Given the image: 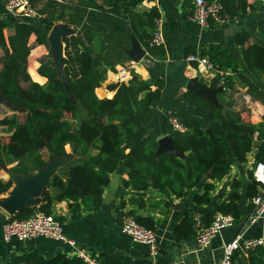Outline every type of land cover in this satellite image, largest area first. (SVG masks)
Returning a JSON list of instances; mask_svg holds the SVG:
<instances>
[{"label":"trees","instance_id":"1","mask_svg":"<svg viewBox=\"0 0 264 264\" xmlns=\"http://www.w3.org/2000/svg\"><path fill=\"white\" fill-rule=\"evenodd\" d=\"M142 1L113 0L109 12L113 18L119 19L122 14L127 20L128 16L135 14L136 5ZM220 2L223 13L229 18L247 7L246 0ZM142 17L143 20L136 22L127 20L132 34L149 58L161 61L165 56L163 47L149 43L154 19L158 17L157 9L150 8L142 13ZM37 20L46 23L44 19ZM34 23L18 21L14 33L7 37L0 28V92L15 106L23 104L28 109L22 120L14 115L0 118V126L10 131L9 137L4 139L0 136V170L12 165L9 170L16 175L34 173L46 165L44 152L47 158L63 157L67 154L66 146H70L75 157L52 175L42 204L24 208L11 214V218L26 219L38 212L49 215L53 201H67L71 219L79 218L82 210H97L102 205V195L110 183L111 174L120 164L127 173V178L122 179L124 188L136 191L155 189L167 197L180 198L187 190L203 182V191L195 194L194 201L207 205L211 203L214 183L229 172L234 161H246L247 154L256 149L255 163L264 162V145H258L264 140V124L258 125L244 118L242 114L248 111L244 103L241 108H234L232 83L225 77V72L230 69L246 85L245 94L264 105V86L257 79L264 77L263 46L251 43L243 55V66L226 56L227 50L221 46L210 45L208 51L202 52L220 72L208 83L211 89H221L218 104L189 90L176 96V102L186 105L187 114L176 110H171V113L184 130L174 129L166 116L161 132L171 137L176 150H189L190 153L184 158L167 152L156 156L157 138L145 124L161 101L164 81H146L132 71L127 82L116 81L107 85V89L113 91L112 97L99 98L95 90L106 80L107 71H115L116 63L123 65L129 58L123 51L116 54V50L93 55L81 39L72 35L63 38L65 86L57 77L47 35ZM257 26L264 33V18L258 21ZM45 27L49 31L52 22H47ZM32 34L36 35L38 44L48 48L37 69L38 74L47 79L44 85L31 81L27 73V58L33 47L29 44ZM191 53H195V49L190 47L187 54ZM227 88L230 92L226 91ZM64 111L70 116H64ZM249 174L252 182L246 194L252 208V198L258 194L259 184L253 180L252 172ZM230 186L231 190L224 199L215 202L211 210L199 213L204 226L211 223L216 212L229 213L234 219L239 217L238 180L231 181ZM12 187L10 178H0V195ZM138 205L144 206L141 198ZM194 216L193 212L187 213L182 225L188 223L196 236ZM137 222L155 229L150 217H139ZM178 230L176 227L174 232L180 236ZM99 263L110 264L107 259ZM231 263L244 264L237 250L231 257ZM46 264L71 262L67 256L58 254ZM247 264H264V248L249 250Z\"/></svg>","mask_w":264,"mask_h":264},{"label":"crops","instance_id":"2","mask_svg":"<svg viewBox=\"0 0 264 264\" xmlns=\"http://www.w3.org/2000/svg\"><path fill=\"white\" fill-rule=\"evenodd\" d=\"M30 1L39 12V18L46 20V23L52 22L51 29L61 25L70 31V34L62 37L64 50L63 38L73 35L81 39L84 47L93 55L104 54L108 50H116V54L119 51L125 52L129 60L123 65L116 63L115 71L108 70L106 80L96 88L95 92L99 98L112 97L113 91H109L107 85L116 81L127 82L131 78L132 71L146 81L156 79L164 81L161 101L154 108L150 121L145 124L147 130L157 139L164 136L161 132V125L168 110L187 114L186 105L176 102L175 98L187 90V84L192 78H198L199 82L210 88L208 83L213 77L206 78L196 63L186 61V57L190 55L187 54L188 48L195 49L193 54L203 56L202 52L208 51L210 45L221 46L227 50L226 56L243 66V55L251 43L264 47V33H261L257 26L258 21L264 18V4L253 0H246V9L239 11L226 24H213L209 28H204L191 20L193 0H143L136 5L135 14L128 16L127 20L129 22L143 20L142 13L153 7L157 9L158 17L162 20L165 38L164 44L161 45L165 56L161 61L151 59L147 55L139 61H134L128 55L127 51L132 48V39H135L140 47L143 48V46L132 34L129 22L124 19L126 16L121 14L119 20L113 18L112 13L109 12L113 0ZM4 6L5 0H0V28L7 37L14 33L17 20L6 14ZM34 22V25L46 33L48 38L51 29L48 31L45 27L46 23H40L39 20ZM123 25L124 28H122ZM29 44L33 46L27 58L29 79L44 85L47 79L38 74L37 69L40 59L48 53V48L36 42L35 34L30 35ZM222 61L224 62L225 59ZM225 77L232 83L231 98L235 103L234 108H241L244 103L241 98L247 89L246 85L239 76L232 74L230 69L225 72ZM257 79L260 85L264 86V77L259 76ZM101 90L103 93L99 94ZM247 107L248 111L242 114L244 118H249L255 124L263 125L264 105L251 98ZM66 153L63 157H57L64 158L65 163L55 168L52 175L58 168L63 167L75 157L70 146H66ZM255 154L256 149H252L247 154L246 161L233 162L229 172L214 183L210 194L211 203L207 205H199L194 201L195 194L203 191V182L187 190L180 198L172 195L167 197L155 189L136 191L124 188L122 179L127 178V173L123 164H120L110 177L111 181L112 175H118L114 195L107 202L103 201L108 185L104 189L102 205L99 209L82 210L79 218L71 219L67 201H53L51 204L50 215L56 219L62 218L58 221L62 224L64 234L73 241V245L50 238L12 239L5 242L2 239V224L11 214L0 207V264H46L50 258L58 254L67 256L71 264H86L77 255L80 249L87 251L99 261L107 259L110 264H219L225 241L238 235L243 238L264 237V215L254 224H249L247 221L251 206L246 191L252 182L249 173L255 165ZM52 158L54 157L46 158V164ZM10 166L0 170L1 179L10 178L12 180ZM233 180L239 182V217L234 219L231 226L222 229L208 245H199L195 240L193 228L188 223L185 226L182 225L184 216L191 212L195 215L211 210L215 202L228 195L231 190L230 183ZM9 191L1 194L0 200L4 199ZM139 198L143 200L144 206L142 207L138 205ZM130 212L136 219L150 217L153 220L159 245L157 257L152 258L146 245L133 241L121 231L122 220ZM176 227L179 229L180 236L174 232ZM237 251L244 264H247L248 250L239 246Z\"/></svg>","mask_w":264,"mask_h":264},{"label":"built area","instance_id":"3","mask_svg":"<svg viewBox=\"0 0 264 264\" xmlns=\"http://www.w3.org/2000/svg\"><path fill=\"white\" fill-rule=\"evenodd\" d=\"M253 1L264 4V0ZM4 8L6 14L14 17L17 22H31L40 17L39 12L31 4L30 0H5ZM191 20L204 28H209L213 24L224 25L230 18L223 13V5L220 0H193ZM164 40L162 20L157 17L154 19V28L149 43L151 46H161L164 44ZM186 61L196 63L206 78L214 77L217 73L220 74L206 57L190 54L186 57ZM226 91L230 92V89L227 88ZM242 100L246 106L251 102L248 94H243ZM166 116L174 129L184 130V127L172 115L171 110L166 112ZM252 177L259 184V192L252 198L253 206L247 217L249 224L256 223L264 215V162L255 163L252 169ZM233 222L234 218L229 213L216 212L211 223L208 226H204L201 222V215L195 214L194 226L196 228V242L202 246L208 245L222 229L231 226ZM121 231L133 241L146 245L149 255L152 258L158 256L159 245L155 231L139 224L134 215L127 214L124 216L121 223ZM35 238H50L67 242L71 245L74 244L64 234L61 222L54 216L50 214L46 215L43 212H38L26 219L11 218L8 216L2 224V239L5 242H9L12 239L29 240ZM239 246H242L248 251L258 247L264 248V237L243 238L241 235H238L229 241H225L223 243L219 264H232L231 257ZM77 255L86 264H100L99 260L93 258L85 250H78Z\"/></svg>","mask_w":264,"mask_h":264},{"label":"water","instance_id":"4","mask_svg":"<svg viewBox=\"0 0 264 264\" xmlns=\"http://www.w3.org/2000/svg\"><path fill=\"white\" fill-rule=\"evenodd\" d=\"M70 34V31L61 25L54 26L47 38L51 54L55 62V68L57 71V77L65 85V76L63 72V60L64 45L62 43L63 35ZM128 55L134 60L139 61L144 55L145 50L137 43L135 39H132V48L127 51ZM104 83V82H103ZM102 85V83H101ZM187 90L192 93L202 96L205 99L218 104L217 94L221 89H211L198 81V78H192L187 84ZM0 104L7 106L8 108L16 111L17 106L14 103L7 101L0 92ZM259 146L264 145V140L258 143ZM162 152L173 154L179 158H184L190 153V151L176 150L172 145V139L169 136H161L157 139V148L155 155L158 156ZM234 155V154H233ZM65 163L64 158H52L43 168L40 170L28 174V175H15L10 172L14 186L9 191L8 195L0 200V207L9 214H14L21 211L24 208H30L37 206L41 203L42 198L47 192V183L51 177L55 168ZM118 175H112L108 190L103 198L104 202H107L114 195L117 187Z\"/></svg>","mask_w":264,"mask_h":264},{"label":"rangeland","instance_id":"5","mask_svg":"<svg viewBox=\"0 0 264 264\" xmlns=\"http://www.w3.org/2000/svg\"><path fill=\"white\" fill-rule=\"evenodd\" d=\"M102 93L103 91L101 90V94ZM27 113H28V109L23 104L21 106H17L16 111L10 108H7V106L0 104V118L7 116V115H14L22 120L26 117ZM64 116H70V114L64 111ZM0 134L5 139V137H9L10 131H8V128L0 126ZM44 155L46 156V158L48 157L45 152H44Z\"/></svg>","mask_w":264,"mask_h":264}]
</instances>
